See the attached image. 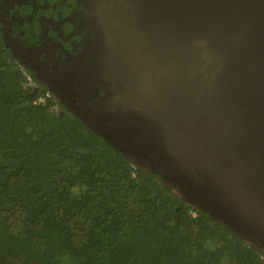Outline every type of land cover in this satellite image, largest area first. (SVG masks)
<instances>
[{"label": "water", "instance_id": "95a60500", "mask_svg": "<svg viewBox=\"0 0 264 264\" xmlns=\"http://www.w3.org/2000/svg\"><path fill=\"white\" fill-rule=\"evenodd\" d=\"M96 3L115 148L264 248V0Z\"/></svg>", "mask_w": 264, "mask_h": 264}, {"label": "trees", "instance_id": "16d2710c", "mask_svg": "<svg viewBox=\"0 0 264 264\" xmlns=\"http://www.w3.org/2000/svg\"><path fill=\"white\" fill-rule=\"evenodd\" d=\"M10 53L0 36V264H264L256 238L53 97L36 102L47 92Z\"/></svg>", "mask_w": 264, "mask_h": 264}, {"label": "flooded vegetation", "instance_id": "af4514ba", "mask_svg": "<svg viewBox=\"0 0 264 264\" xmlns=\"http://www.w3.org/2000/svg\"><path fill=\"white\" fill-rule=\"evenodd\" d=\"M97 4L96 0H0V36L38 93L52 94L58 107L112 133L115 144L121 127L116 115L105 111L108 90L101 83L105 37ZM137 138L133 144L142 143Z\"/></svg>", "mask_w": 264, "mask_h": 264}, {"label": "built area", "instance_id": "2783aa9c", "mask_svg": "<svg viewBox=\"0 0 264 264\" xmlns=\"http://www.w3.org/2000/svg\"><path fill=\"white\" fill-rule=\"evenodd\" d=\"M50 95L46 93V96L44 95H39L36 99V102H39V103H44L46 102L47 100V97H49Z\"/></svg>", "mask_w": 264, "mask_h": 264}]
</instances>
